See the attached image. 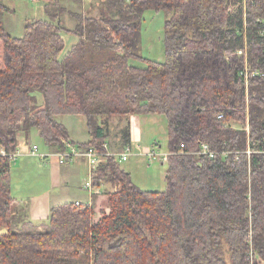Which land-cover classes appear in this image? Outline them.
Wrapping results in <instances>:
<instances>
[{
  "label": "trees",
  "instance_id": "16d2710c",
  "mask_svg": "<svg viewBox=\"0 0 264 264\" xmlns=\"http://www.w3.org/2000/svg\"><path fill=\"white\" fill-rule=\"evenodd\" d=\"M101 1L100 18L71 13L70 31L49 0V19L17 37L0 0V264L264 263V0ZM147 10L166 15L164 62L141 52ZM63 32L79 38L65 55ZM135 114L167 118L166 191L141 189L112 155L94 179L117 187L101 222L84 203L53 206L41 224L15 209L1 149L17 152L20 133L39 130L52 151L104 150L113 118ZM61 116L85 117L89 141ZM120 141L131 144L129 126Z\"/></svg>",
  "mask_w": 264,
  "mask_h": 264
},
{
  "label": "rangeland",
  "instance_id": "374dc122",
  "mask_svg": "<svg viewBox=\"0 0 264 264\" xmlns=\"http://www.w3.org/2000/svg\"><path fill=\"white\" fill-rule=\"evenodd\" d=\"M8 6L16 11L13 14H5L4 26L6 30L14 36L21 37L24 33V25L27 20L34 18L49 19L46 12V4L49 0L21 1L4 0ZM61 6L67 9V12L61 17L62 25L72 31L77 23L71 13H88L89 16L100 18L105 9L104 1L101 0H57ZM103 10V11H102ZM110 12L109 10H106ZM165 22L166 15L162 11L147 10L143 15L141 23L142 47L141 52L144 58L158 62L165 61ZM65 39V55L76 43L79 38L74 33L63 32ZM137 66H144L142 62H136ZM59 121L67 128L71 139L76 142H84L91 138L87 129L86 118L79 116H61ZM110 130L112 132L109 138V149L111 153L118 156L124 151V145L120 141L123 130L130 127L131 146L133 153L127 161L120 162L121 167L131 173L133 182L143 190L163 192L167 190V160L161 158L149 160L144 154L151 151L159 155H168L169 137L167 118L162 114L140 115L135 114L120 120L119 117L113 118ZM233 126H238L236 123ZM26 134V133H25ZM133 135V140H132ZM30 136V137H29ZM19 152L29 151L34 143L40 146V150L46 152L48 147L44 140L34 130L32 134L19 137ZM158 145V146H156ZM78 161V160H77ZM74 161L73 163H75ZM11 164V182L13 183V196L21 203V206L15 209L26 208L25 202L31 201L28 206L27 214L29 218L37 224L40 221H46L47 203L52 205H61L66 202H72L74 199L84 200L87 193L71 186V189L65 190L57 177L51 173L50 167L42 163L37 157H19L17 161ZM87 165V164H86ZM88 170V174H87ZM80 171V168H79ZM89 178V168L81 167V177L79 182H86ZM67 181V178H65ZM101 187L104 190L101 194L94 195V198L82 203L92 207L95 215L93 222L98 223L111 213L110 197L116 192L117 187L110 182L103 181ZM97 196V197H95ZM24 203V204H23ZM260 262V260H258ZM264 264V263H261Z\"/></svg>",
  "mask_w": 264,
  "mask_h": 264
},
{
  "label": "built area",
  "instance_id": "2783aa9c",
  "mask_svg": "<svg viewBox=\"0 0 264 264\" xmlns=\"http://www.w3.org/2000/svg\"><path fill=\"white\" fill-rule=\"evenodd\" d=\"M21 1H27V0H21ZM30 1H36V0H30ZM222 117L223 115H219L220 119ZM63 144H64V150L55 151V152H41L40 146L35 144L28 151L29 152L28 155L35 157L38 156L42 159H50L52 157H55L58 163L62 165L71 164L74 161L84 159L89 168V178L84 184V189L88 191L91 196L98 195L104 192L101 186L94 185L96 172L98 168L101 166V164L105 163L108 160V158L112 155L116 157L119 162L127 161L133 153V148L131 144L125 145L124 151L118 156H115L113 153H111L108 142H105L103 144L104 150H101L97 147H90L88 149H85L80 145L73 144L72 142L67 140H64ZM202 147H203V150L201 152L202 154L209 155L210 157L214 156L215 153L210 149V147L207 144L203 143ZM1 154L4 156H8L10 162H15L18 160L19 157L24 156V153L19 152L18 150L15 153H7L3 148L1 149ZM144 154L151 161L157 160L159 158H161L162 160H167L170 155V153L168 155H159L155 151H151ZM75 204L77 206H80L83 203L81 201H76Z\"/></svg>",
  "mask_w": 264,
  "mask_h": 264
},
{
  "label": "crops",
  "instance_id": "0c3cea01",
  "mask_svg": "<svg viewBox=\"0 0 264 264\" xmlns=\"http://www.w3.org/2000/svg\"><path fill=\"white\" fill-rule=\"evenodd\" d=\"M8 6V5H7ZM9 8L11 9L10 12H8L7 14H13L16 10L14 8H11L9 6ZM37 130V129H35ZM34 131V130H33ZM33 131L30 133L32 134ZM29 134V135H30ZM37 134L39 135V130H37ZM23 135H26L28 136V134H25L23 133ZM19 137H22V133H20ZM30 137V136H29ZM133 135H132V140H133ZM120 139V138H119ZM73 140V139H72ZM89 141V139L85 140L84 142H78V143H85ZM36 143H34L35 145ZM109 144V143H108ZM38 145V144H37ZM33 146V145H32ZM22 152V151H21ZM43 152V151H41ZM46 152H55V151H52V150H47ZM24 153V156L23 157H35V156H30L28 155V151H25V152H22ZM42 163H44L45 165L47 164L50 169H51V173L53 175L57 177H61V179L59 180L61 182V184L64 186L65 190H69L71 189V186L75 189H77V187L83 191V192H86L87 193V197L86 199L84 200H81V199H74L72 202L75 203L76 201H81V202H84V201H87V200H90V198H94V195H90L88 191H86L84 189V183L82 182H79L78 180H80V177H81V167L83 166L85 169L87 168V163L84 159L82 160H78L76 161L75 163H71V164H65V165H62V164H59L57 159L55 157H52L50 159H42L38 156H36ZM79 168H80V171H79ZM87 174H88V170H87ZM65 178H67V181H65ZM13 183L11 182V189H12V192H13ZM13 195V194H12ZM14 197V196H13ZM97 197V196H95ZM17 201V204L18 206H21V203L17 200L16 197H14ZM24 204V203H23ZM25 205H26V208H23V209H20V211H23L25 213H27L28 211V206L30 207L31 205V201H27L25 202ZM55 206V205H52V203H47V212L45 213V218L48 219L49 215H50V210L51 208ZM30 216V214H29ZM46 219V220H47ZM43 221H40V223H42Z\"/></svg>",
  "mask_w": 264,
  "mask_h": 264
}]
</instances>
